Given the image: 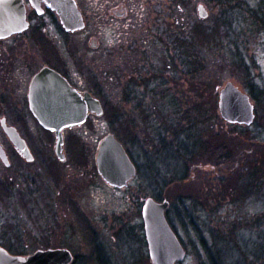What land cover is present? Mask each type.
Here are the masks:
<instances>
[{
    "label": "rangeland",
    "instance_id": "374dc122",
    "mask_svg": "<svg viewBox=\"0 0 264 264\" xmlns=\"http://www.w3.org/2000/svg\"><path fill=\"white\" fill-rule=\"evenodd\" d=\"M78 1L87 18L89 0ZM106 1L113 6L104 7L105 16L124 0ZM263 1L133 0L135 11L128 19L113 18L119 22L115 27H106L101 19L95 27L88 19L73 39L64 35L65 53L75 50V81L99 98L105 110L108 106V113L92 115L83 126L66 131V138L82 139L87 167L71 172L70 163L49 165L48 172L61 173L58 181L39 174L37 184L26 185L30 190L22 192L24 199L0 191V245L15 254L67 248L79 255L78 264H104L92 254L91 248L100 246L99 255L110 264H151L140 221L143 201L153 196L171 202L168 219L187 250L179 264L206 262L204 249L226 236L233 240L230 253L219 251L225 264L245 260L242 249H252L251 261L263 264L264 256L257 257V247L253 249L256 244L264 248L263 173H254L264 164V33L257 21ZM200 4L206 18L199 15ZM196 27L205 28L200 29L203 42L176 48L169 41L167 34L190 39ZM183 48L191 49L188 59L180 53ZM138 67L143 68L140 75ZM229 81L255 95V126L230 124L221 117L219 93ZM151 82L155 84L148 87ZM130 84L133 93L127 95ZM158 84L162 87L154 88ZM109 133L138 167L127 188L113 189L94 171L99 143ZM42 134L47 153L54 154L55 137ZM223 145L235 163L231 175L207 159ZM201 148L207 155L197 156ZM28 167L39 171L37 164ZM213 187L217 189L210 194ZM87 219L97 230V244Z\"/></svg>",
    "mask_w": 264,
    "mask_h": 264
},
{
    "label": "flooded vegetation",
    "instance_id": "af4514ba",
    "mask_svg": "<svg viewBox=\"0 0 264 264\" xmlns=\"http://www.w3.org/2000/svg\"><path fill=\"white\" fill-rule=\"evenodd\" d=\"M74 1L77 3L82 13L85 21V28L88 19L90 24L93 25L94 23L95 27L100 26V19L104 22L107 21L106 24L104 23L106 27H115L119 22L116 23L113 18L128 19L130 12L132 13L135 11L133 0H124L122 5H119V7L114 6L109 10L108 15L105 16V14H103L105 10L104 7L111 6L112 3L106 0H89V4L92 7H87L91 10L89 16L87 15L86 18L79 1ZM34 3L37 4V7ZM140 3L139 1V4ZM22 4L25 10L26 27L18 32L8 33L5 30H1V28L6 29V27H8L9 30L11 28L10 23L7 25L5 24L6 22H4L3 25L0 26V144L5 153L4 157H0V191L8 192L10 196L16 192L14 195H17V198L24 199L25 194L23 193L30 190L26 185L29 184V186H32L37 184L39 182L37 180L39 174L43 175L42 178L46 180L49 176L53 179V182L58 181V175H61V173L58 171H53V173L51 170L48 172L49 165L70 163L72 165L71 172H73L75 168V157H73L75 156V152L71 153L70 150L65 149L66 140L70 137L67 136L66 138V131H64V158H60L55 149L54 154H52L53 156L47 153L48 143L42 133L53 135L54 137L55 133L44 128L31 110L30 91L34 79L43 69L49 68L65 78L69 85L77 89L80 93L92 92L81 88L75 81V50L72 54L68 52L65 53L64 35L70 36L73 39L77 32L67 31L57 12L50 8L45 0H22ZM117 4L118 2H116V5ZM262 11L264 14V7ZM258 23L262 26L264 33V22ZM12 26L14 27V24ZM47 82V80L44 81V83ZM250 92L252 93L251 90ZM251 93L250 98L252 97V99H255V95ZM254 111L255 120L251 125L246 127L255 126L256 117H258L255 104ZM261 124L264 131V122ZM6 127H13L19 133V136L24 140L27 146V153H23L11 141L5 131ZM72 130H75V128ZM248 154L251 156L254 153L252 154L250 150ZM250 162L253 163L255 161L251 158ZM36 164L38 165L39 171L28 167ZM258 168L262 170L261 173H263L262 179L264 182V164L260 165ZM258 168L255 167L254 173H257ZM94 170L96 173L97 169L95 167ZM53 182H50V184L56 188L58 183L55 184ZM80 212L83 213L79 211L76 216L79 214L81 220L82 216ZM87 224L93 231V242L97 244V230L88 219ZM140 228L145 237V225L142 212ZM19 231L21 232V229H19ZM79 233L82 236L81 231H79ZM12 236L16 237L18 235ZM145 242L149 256V247L146 237ZM99 247L100 246L91 248L95 260H99L104 264H110L108 258L105 256L102 258L99 255ZM87 249L89 248L87 247ZM81 260H83V258H81ZM79 262V255L74 254L73 264H78Z\"/></svg>",
    "mask_w": 264,
    "mask_h": 264
},
{
    "label": "water",
    "instance_id": "95a60500",
    "mask_svg": "<svg viewBox=\"0 0 264 264\" xmlns=\"http://www.w3.org/2000/svg\"><path fill=\"white\" fill-rule=\"evenodd\" d=\"M47 5L59 15L67 31H78L85 27V21L74 0H45ZM37 7V4L34 3ZM199 15L208 16L203 5H199ZM8 25V33L18 32L26 27V16L22 0H0V26ZM14 24V27L12 26ZM24 26V27H23ZM47 80V83L44 81ZM31 110L41 125L55 132V150L60 158L66 128L82 126L89 113L102 116L101 101L90 92L80 93L67 80L49 68L43 69L34 79L30 91ZM46 106V107H44ZM219 110L222 118L231 124L251 125L255 119L254 106L248 94L242 92L233 82H227L220 91ZM5 131L11 141L23 153L28 149L24 140L13 127ZM0 144V157H4ZM97 169L102 178L116 188L126 187L136 175V166L122 143L113 134L106 135L99 144L96 157ZM170 202L145 199L142 216L152 264H177L186 258V250L177 234L170 226L166 212ZM74 256L69 249H41L22 256L13 255L0 246V264H72Z\"/></svg>",
    "mask_w": 264,
    "mask_h": 264
},
{
    "label": "trees",
    "instance_id": "16d2710c",
    "mask_svg": "<svg viewBox=\"0 0 264 264\" xmlns=\"http://www.w3.org/2000/svg\"><path fill=\"white\" fill-rule=\"evenodd\" d=\"M181 2L182 3H184L185 4V2H187V0H181ZM263 3H264V1L262 2V4L260 5V12H262V14H259L260 15V17H259V19L260 20H257V21H259V22H261V23H263L264 22V20H263V17L262 16H264V14H263V11H262V8H263ZM253 14V13H252ZM204 27H196V30H194L192 33H193V37L191 36V38L190 39H187L186 38V36H185V34H183L184 35V37L183 36H181V37H172V35L171 34H167L168 35V38L170 39L169 41H171V43L172 42H174L172 45L173 46H175L176 48H182V47H185V46H187V44H189V43H191L192 44V46H194V43H195V40L197 41V40H200V41H204L203 39H204V34L205 33H202L201 31H204V29H203ZM200 29H201V31H200ZM261 29H263V28H261ZM214 34H216V32H214L213 34H212V37H213V35ZM209 39H211V37L209 38ZM206 42V41H205ZM187 43V44H186ZM174 44H179V46H176V45H174ZM191 50V49H190ZM190 50L189 51H186L184 48H183V52L184 53H182V51L180 52L181 54H183V56L186 58V59H188L189 58V56H190ZM188 57V58H187ZM170 60V59H169ZM189 62V60H186V62H184V63H188ZM136 69H141V68H136ZM143 69V68H142ZM141 69V70H142ZM155 70V71H154ZM153 71L155 72V74L156 75H159L160 76V72H159V70L158 69H153ZM143 72V70L140 72V70H139V75H140V73H142ZM156 75H155V77H156ZM158 80V79H157ZM145 82V81H144ZM147 82H149V81H147ZM155 83L154 82H151L150 83V85L148 86V87H150L151 85H154ZM133 86L134 85H132V84H130V85H128V88H129V90H127V95H132V88H133ZM157 87H162L161 86V84H158V85H156L154 88H157ZM154 88H150V90L153 92V93H156V92H154L153 91V89ZM139 106V105H138ZM144 109V108H143ZM145 110V109H144ZM107 113H108V106H106V110H105V115H107ZM146 114V113H145ZM144 116H147V115H144ZM182 129V128H181ZM70 141V148H69V150L70 151H73V147L75 146V148H76V152H77V155H75V167H78V168H80V169H84L85 167H87L88 166V162H87V159H88V154H87V150L85 149V147H84V145L82 144V139L80 138V136H77L76 137V135L74 136V137H69L68 138V140H67V144H68V142ZM72 147V148H71ZM226 146L225 145H223L222 146V148H224V149H216V151L214 150H212V151H210L209 152V154L211 155V156H209V157H207V159H208V161H211V160H213L214 161V167L215 168H217L218 170H221V171H225L226 169H228L229 170V175H231L232 174V172H233V170L235 169V163H234V161H233V163H232V155H230V154H228V152H227V148H225ZM72 149V150H71ZM203 148H201V150H202ZM207 150V149H206ZM219 150H221L220 151V153H218L219 152ZM224 150V151H223ZM196 151V150H195ZM199 151H200V148H199ZM223 152V153H222ZM192 153L193 154H197V153H195L194 151H192ZM193 154H192V156H193ZM202 155H207L206 153H205V150L203 149V151H202V153H200V152H198V154H197V156H202ZM232 164V166H231V168H227V166H229V165H231ZM195 170H198L197 168H195ZM95 171V170H94ZM257 172H259V173H261L262 171L261 170H259V171H257ZM226 174H228V172L226 171L225 172ZM228 175V176H229ZM257 175V174H256ZM185 180L186 179H180V181H182V182H185ZM215 189H217V187H215ZM214 189V187H213V189H211L210 190V194L211 193H213L214 191L213 190H215ZM216 192V191H215ZM227 195H230L231 197H233L234 196V194L231 192V191H227ZM230 197V198H231ZM157 198H160V197H157ZM156 198V199H157ZM217 199L219 200L220 199V197H218V195L216 194V201H217ZM159 200V199H158ZM185 202V200H183L182 201V204ZM167 216H169V212H168V214H167ZM79 221H80V218H79ZM79 221H78V225H79ZM230 234H231V236H234V234H235V231H234V229L232 228V230L230 231ZM215 236H217V233H213V237H215ZM218 238V237H217ZM222 238V240L220 241V239L219 240H217V241H215V243L213 244V247H206L205 249H204V251H205V258H206V262H201V264H225V262H224V260L222 259V255H221V253H223V251H222V249H224L225 250V252L226 253H230L231 252V250L229 249L230 248V241H232L233 240V237H230L229 238V236H226L225 237V241L223 240V237H221ZM256 247H257V249H256ZM262 248V246H260V245H258V244H256L255 245V247L253 248V249H256V251H257V257L259 256V254H262L263 256H264V248L263 249H261ZM221 249V250H220ZM10 251H11V248L9 249ZM230 250V251H229ZM215 251H216V253H215ZM221 253H220V252ZM242 252H243V256L246 258L245 260H243L242 262H239L238 261V259L235 261V263L236 264H260V261L258 262H256V263H254L253 261H251V259L253 258L254 259V252L252 251V249L250 250V249H242L241 250ZM235 263H233V264H235ZM263 264H264V261H263Z\"/></svg>",
    "mask_w": 264,
    "mask_h": 264
}]
</instances>
